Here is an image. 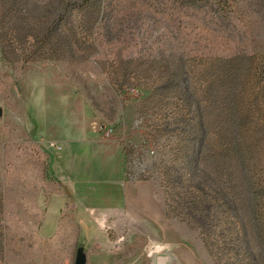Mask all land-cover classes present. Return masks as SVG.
<instances>
[{
    "label": "rangeland",
    "instance_id": "374dc122",
    "mask_svg": "<svg viewBox=\"0 0 264 264\" xmlns=\"http://www.w3.org/2000/svg\"><path fill=\"white\" fill-rule=\"evenodd\" d=\"M83 137L120 148L125 209L81 195L96 205L87 242H42L27 216L47 179L104 188L100 168L75 169L87 159L54 164ZM190 195L236 231L213 257ZM78 251L85 264H264V0H0V264Z\"/></svg>",
    "mask_w": 264,
    "mask_h": 264
},
{
    "label": "crops",
    "instance_id": "0c3cea01",
    "mask_svg": "<svg viewBox=\"0 0 264 264\" xmlns=\"http://www.w3.org/2000/svg\"><path fill=\"white\" fill-rule=\"evenodd\" d=\"M57 141L60 139H56ZM64 146L63 154H58L55 166L64 173H68L71 167L73 155L78 163L82 159H87L90 164L76 166L75 169L101 170L105 175L106 182L102 190L80 189L73 185L69 173L65 174L64 180L58 181L54 176L47 179L44 186L36 190L33 199L40 210L36 219L27 216V224L37 226V235L42 242H65L68 246L77 247L80 243H86L90 234L86 231L88 224L93 220L97 226V221L92 215L96 205L88 204L81 195H96L104 199V206L115 208L116 212H123L125 205L123 201L124 189L117 182L123 180V170L121 162V151L116 146L114 140H99L96 138L83 137L80 144L68 140ZM82 167V168H81ZM63 173V175H64ZM133 194L126 195V199L132 201ZM22 201V198H19ZM139 203L148 211L149 204L145 196L136 195ZM124 203V202H123ZM22 203L20 202V209ZM126 209L127 211L130 210ZM26 209V208H25ZM133 212H130L132 215ZM151 215V214H150ZM78 226L77 237L74 239V228Z\"/></svg>",
    "mask_w": 264,
    "mask_h": 264
},
{
    "label": "trees",
    "instance_id": "16d2710c",
    "mask_svg": "<svg viewBox=\"0 0 264 264\" xmlns=\"http://www.w3.org/2000/svg\"><path fill=\"white\" fill-rule=\"evenodd\" d=\"M191 199L188 201L187 206V215L196 219L197 225L193 226L200 232L202 240L213 257L215 255V249H217V242L223 243L225 246H228L233 239V235L235 234V229L232 227L230 222L227 224H221L219 219V212H214L212 208H206L203 206V202H205L206 198H202V196H189ZM198 197V198H197ZM226 192H223L222 189H218L215 192V195L209 197L210 201L209 205H214L218 203V206L221 205V201L225 199ZM169 211H167L168 213ZM237 213V211L235 212ZM237 217V215H236ZM227 221V220H226ZM240 232V229L238 230Z\"/></svg>",
    "mask_w": 264,
    "mask_h": 264
},
{
    "label": "water",
    "instance_id": "95a60500",
    "mask_svg": "<svg viewBox=\"0 0 264 264\" xmlns=\"http://www.w3.org/2000/svg\"><path fill=\"white\" fill-rule=\"evenodd\" d=\"M86 263V256L83 251H78L76 254L74 264H85Z\"/></svg>",
    "mask_w": 264,
    "mask_h": 264
},
{
    "label": "built area",
    "instance_id": "2783aa9c",
    "mask_svg": "<svg viewBox=\"0 0 264 264\" xmlns=\"http://www.w3.org/2000/svg\"><path fill=\"white\" fill-rule=\"evenodd\" d=\"M100 131L102 132V136L104 138H110V136L113 133V128L105 126V127H101ZM52 145H56V144L52 142Z\"/></svg>",
    "mask_w": 264,
    "mask_h": 264
}]
</instances>
